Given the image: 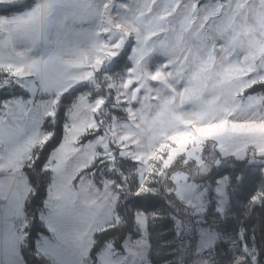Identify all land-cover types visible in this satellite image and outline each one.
Returning <instances> with one entry per match:
<instances>
[{
  "label": "rangeland",
  "instance_id": "1",
  "mask_svg": "<svg viewBox=\"0 0 264 264\" xmlns=\"http://www.w3.org/2000/svg\"><path fill=\"white\" fill-rule=\"evenodd\" d=\"M11 2L21 3L24 8H30L34 3H40L41 0H4L0 8H7ZM48 2L54 6L51 12V23L40 37L31 55L40 56V49L43 48L47 53L61 52L64 54L65 62H71L74 59L73 51L80 54L85 52L95 54L97 51L95 46L106 39L104 36L97 35L100 29V19L92 6L99 0H48ZM139 2L141 10L146 14L163 17L158 23L161 28L168 29V31H159L158 35L161 39L167 36L173 47L178 49L175 53L170 52L166 56L159 50L156 38H150L149 44L157 43V48L142 62L145 75H154L159 71L166 77L164 83L174 87L177 93H181L188 86L189 77L196 70L189 60L193 63H208L216 78H223V74L227 73V86L233 87L236 101L247 102V94L243 92L245 85L264 78V7L261 6V0H139ZM148 9L152 10L151 13H147ZM13 10L18 12L23 9ZM0 15L8 16L9 13L0 12ZM205 16L208 17L207 20L204 19ZM213 21L221 22L217 25V31H227L229 35L236 36L240 46L221 49L218 45L224 44V40L217 39L216 32L210 30ZM214 43L217 46L213 51ZM30 46L29 44L19 45L21 49ZM130 55L131 46L126 41L120 55L106 62L97 73L100 77L96 82L100 85V90L97 91L90 82H81L80 85H85L86 88L78 93L67 106L63 124V142L59 149L52 152L49 167L53 171L48 186V195L38 212L40 220L51 231L47 234H39L36 239L37 252L47 257L52 264H92L88 251L93 242V233L103 230V227L110 226L111 223L120 221L116 211L117 204L123 191L129 193L131 181L132 184L135 181L138 187L143 183L150 190L153 189V184L160 182L188 208V215L185 219L189 220V223L176 220L179 231H187L192 236V255L188 264H221L224 262L227 255L223 252L217 254L216 250L217 244L222 240L230 244L229 250L235 259L231 264H245L244 257H248L247 264H253L251 258L256 255L254 247L247 245V251L241 247L243 229L237 237L233 231L229 233L223 231L231 214L230 209L233 202H238L237 194L241 184L235 183L231 186L229 183L223 193H217L216 188L220 185H217L216 181L221 176L229 174L217 177L213 175L224 166H233L231 159L225 160L219 166H213L206 174L197 167L195 160L185 164L184 160L180 159L173 168L165 169V175L161 176L157 174L161 169V162L156 160L144 162L147 153L154 151V148L148 147L142 140L140 144H132V140L138 139L136 136H131V139H121L135 131V128L130 126L132 123L130 116L123 111L129 105L119 103L112 105L111 101L113 97H119L121 101L125 96L131 99L133 89L131 87L125 89L121 86L122 77H126L127 68L132 66ZM185 56H188L189 60H185ZM166 61L171 62L167 68L164 67ZM74 71L85 72L93 71V69L85 66ZM105 72L112 77V82L116 85L115 90L106 87L107 82L101 76ZM3 79L4 73L0 72V80ZM164 83L153 81L147 86L153 89H163ZM64 86H66L64 83L54 84L56 92L61 91ZM88 92L92 93L90 100L101 95L110 94L113 97H109V102L98 114L88 110L83 118L74 117V104L81 95ZM137 95L143 96L142 93H137ZM55 96L56 94L37 96L36 106H41L43 102L48 112L56 111ZM62 98L63 96L58 109ZM131 108L137 110L138 106L131 105ZM191 108L192 105L189 104L185 105L182 110L187 111ZM56 120L57 115L54 121L51 118L48 121L41 120L39 126L38 119H35L34 127H28L33 124L32 119L27 122L20 120L18 126L23 131L15 147L21 151L29 148L39 135H41L39 143L42 145L43 140L46 139L42 135L46 131L43 125L56 122ZM93 120L101 128V134L96 132L95 127L88 126ZM81 125L84 128L83 132L78 133L73 130L74 126ZM89 133H93V137L81 142L82 137ZM74 135L77 136L75 141L72 139ZM179 142L183 143V138ZM4 150L5 146L0 144V152ZM136 155H143L144 159L137 162L132 159ZM218 157L219 153L209 142L204 149V159L211 163ZM113 160L115 162L110 163ZM94 165L93 170H87ZM153 165L156 171L150 174L149 169ZM120 166L126 168V173L124 171L125 174L122 173V181L115 175L116 167ZM109 168L113 171H109ZM251 168L256 171L259 167L252 165ZM96 171L99 172L98 176H101L100 182L95 179ZM185 174L188 175L187 183L183 179ZM25 176L18 181L11 211L0 208V211L3 209L2 219L4 216L0 226V240L6 234L14 235L16 240L17 236H20L22 245L26 242L27 229L25 226L30 224L26 212L21 214L25 211L21 199L27 191L23 201L27 200L33 188L28 176V181L25 182ZM113 181L115 184L112 183ZM189 186V191L185 192L184 189ZM137 212L145 213L142 210ZM16 216L19 218L14 220ZM148 219L147 214L146 229H142L137 224L140 235L137 237L128 235L122 248H117L114 241L109 240L104 243L98 253L106 250L109 245L123 251L126 244L139 242L136 264H152L149 257ZM20 224L24 226V229H20ZM60 236L64 237L63 241L60 240ZM45 239L53 244L58 243L60 253L53 255L47 251L44 247ZM195 245L201 249L198 254H193ZM1 261L3 264V253Z\"/></svg>",
  "mask_w": 264,
  "mask_h": 264
},
{
  "label": "snow or ice",
  "instance_id": "2",
  "mask_svg": "<svg viewBox=\"0 0 264 264\" xmlns=\"http://www.w3.org/2000/svg\"><path fill=\"white\" fill-rule=\"evenodd\" d=\"M3 3L4 0H0V4ZM261 6L264 7V0H261ZM53 7L48 0H41L30 8H24L23 4L15 2L9 3L7 8H0V12L9 13L8 16L0 15V34H2L0 72L4 73V79L0 80V144L5 146L4 152H0V208L11 211L18 181L24 178L25 174L29 177L34 168L43 173L53 171L49 167L52 152L59 149L63 142V137L57 140L55 130H48L42 134L46 137L42 145L37 141L30 149L21 151L15 147L23 131L19 128L18 122L22 119L26 122L32 119L33 124L28 127H34L37 118L44 121L51 118L54 121L61 97L81 82H90L99 91L100 85L96 81L100 76L97 73L106 62L120 55L126 41L131 46L132 66L127 68L126 77H122L121 86L125 89L129 87L133 89L131 99L125 96L121 101L119 97L109 94L90 100L92 93L88 92L81 95L74 104V117L83 118L88 110L98 114L111 96L112 105L117 103L129 105L123 111L130 116L132 121L130 126L135 128L129 136L121 139H131V136H136L138 139L132 140V144H140L142 140L148 147L155 149L147 153L146 159L143 155H136L132 159L137 162L144 159L145 163L150 160L161 162L158 175H165L164 170L173 168L180 159H183L185 164L195 160L197 167L205 174L213 166H219L225 160L231 159L233 167L238 169L234 177L238 184L242 185L245 182L250 165H259V172L264 176V91L255 90L256 86L264 89V78L245 85L243 92L247 94V102L242 103L236 101L233 87L227 86V73L223 74V78H216L208 63H193L188 56L184 59L189 60L196 70L189 77L188 86L181 93H177L174 87L164 83L166 77L161 72L145 75L142 62L157 48V43L149 44L150 38H156L159 50L166 56L170 52L175 53L178 49L173 47L167 36L161 39L158 35L159 31H168L161 28L158 23L163 17L146 14L141 10L139 0H127V2L99 0L92 6L100 19L97 35L106 37L103 43L95 46L97 49L95 54L89 52L80 54L73 51L74 59L71 62H65L64 54L58 51H51L46 56L33 57L31 53L50 26ZM17 8L23 10L14 12L13 9ZM151 11L148 9L147 13ZM204 19L207 20L208 17L205 16ZM219 23L221 22L213 21L210 26V30L216 32V38L224 40V44L218 46L221 49L240 46L236 36L229 35L227 31H217ZM21 44L31 46L21 49L19 47ZM204 44L206 46V40ZM216 46L214 43L213 51ZM170 63L166 61L164 67H169ZM85 66L93 71H74ZM101 76L107 82L106 87L115 90L116 85L112 82V77L107 72ZM29 77L33 79L29 80ZM153 81L164 83L163 89L149 88L147 85ZM61 83L66 86L55 96L56 111L48 112L43 102L41 106H36L38 91L42 94L56 93V88L52 85ZM137 93H142L143 96L140 97ZM189 104L192 108L183 111L184 106ZM131 105H137V110H133ZM88 126L95 127L98 134L102 133L95 120ZM73 130L79 133L83 132L84 128L82 125L74 126ZM181 138L183 143L179 142ZM72 139L75 141L77 136L74 135ZM209 142L219 153V157L211 163L204 159V149ZM49 146H51L49 155L44 157V149ZM36 149H39V154H36ZM117 150L119 151V148ZM121 155L123 157L122 152ZM33 156L34 158H31ZM114 162L113 160L110 163ZM109 171L113 169L109 168ZM155 171L153 165L149 172L151 174ZM31 179L34 180V176ZM183 179L187 183L188 175L185 174ZM232 182V174L221 176L216 181V184L220 185L216 188V192L223 193L227 185ZM112 183L115 184V181ZM189 189L190 186L184 191L187 192ZM149 191V187L141 183L134 194L137 198L135 202L141 203L140 197ZM34 195H39V191ZM261 197H264V192L252 195L251 201L260 202ZM146 215L140 212L134 214L136 223L142 229H146ZM117 216L119 217L118 212ZM117 223H111L103 229L107 231L108 227H114ZM242 233L243 230L241 235ZM30 236L29 232L25 239ZM59 238L61 241L64 239L63 236ZM138 244L139 242L126 244L123 251L109 245L103 252L94 254L96 233H93L88 256L92 264H136ZM0 246L4 255L3 264H29L18 249L14 235L6 234L0 240ZM44 247L53 255L61 251L58 243L53 244L46 239ZM241 247L247 251V240L243 239V235ZM200 251L199 246L195 245L193 254H198ZM251 259L253 264H264V251H259ZM243 260L247 264L248 257H244Z\"/></svg>",
  "mask_w": 264,
  "mask_h": 264
},
{
  "label": "trees",
  "instance_id": "3",
  "mask_svg": "<svg viewBox=\"0 0 264 264\" xmlns=\"http://www.w3.org/2000/svg\"><path fill=\"white\" fill-rule=\"evenodd\" d=\"M86 88L85 85H78L73 90L65 93L61 105L58 109L56 122H48L43 125L46 131L55 130L57 140L63 137L64 121L67 106L72 102L78 93ZM257 92L264 91L259 86H256ZM93 133L86 134L82 137L81 142L91 139ZM51 150V146L44 149L43 156L47 157ZM36 154H39V149H36ZM31 158H34L31 157ZM232 161V160H231ZM124 166V165H123ZM252 165L247 169V177L245 182L240 185V190L237 194L238 202H233L230 209V216L226 221L223 231L229 233L234 232L235 236L243 229V239L247 240V245L254 247L256 254L259 251H264V197H261L260 202L253 203L251 196L257 193L264 192V176H261L259 168L253 171ZM260 167L259 165H256ZM91 166L87 170H93ZM115 175L122 181L123 174L126 168L116 167ZM123 171L125 173H123ZM237 168L233 166H224L213 177L222 174H232L233 182L231 186L237 183L234 179ZM98 171L95 172V179L100 182L101 176H98ZM123 173V174H122ZM34 176V180L31 178ZM29 180L32 184V191L25 202L24 209L29 218V226L26 227L27 233L31 236L26 239L22 245V253L24 259L29 264H52L51 261L41 255L36 250V239L40 233H49L48 228L38 216L39 209L43 206L44 200L48 195V186L51 181V173H43L39 169L34 168L29 174ZM129 193L122 192L120 201L117 204L116 211L119 213L120 221L114 227H108L96 233V247L93 253H98L105 242L113 240L117 248H122L125 238L130 235L137 237L140 235V230L135 220V212L144 211L149 215L148 232L150 240L149 257L152 264H188L192 255L191 245L193 243L192 236L189 232L178 229L176 220L188 222L186 220L187 207L183 202L171 191H169L163 183L153 184V189L147 194H142L140 197L141 203L137 204L135 200V192L138 185L130 183ZM155 188V189H154ZM39 191V195H34ZM154 192V193H153ZM179 234V235H178ZM226 235V234H225ZM237 239V238H236ZM235 239V240H236ZM190 245V246H189ZM229 243L222 240L216 246L217 254L223 252L227 255V259L221 264H231L235 260L229 250ZM39 257V259H37ZM183 259V262H181ZM92 263V262H91Z\"/></svg>",
  "mask_w": 264,
  "mask_h": 264
},
{
  "label": "crops",
  "instance_id": "4",
  "mask_svg": "<svg viewBox=\"0 0 264 264\" xmlns=\"http://www.w3.org/2000/svg\"><path fill=\"white\" fill-rule=\"evenodd\" d=\"M39 54H40V56L41 55H45L46 56V54H47V52H46V49L44 50L43 48H41L40 49V52H39ZM68 62V61H67ZM31 79H33L32 77H30L29 78V80H31ZM53 87H54V84L52 85ZM58 92H56V93H51V94H42V93H40L39 91L37 92V96H43V95H46V96H48V95H52V94H57ZM36 96V97H37ZM38 119V118H37ZM38 122H39V126L41 125V120L40 119H38ZM40 139H41V135H39V136H37L34 140H33V142L31 143V145H30V147L28 148V149H30L32 146H34V144H35V142H39L40 141ZM26 177V180H25V182L26 181H28V178H27V176H25ZM28 186V185H27ZM25 195H27V191H26V193L24 194V196H23V198L25 197ZM23 198L21 199L22 201H21V203H22V205L24 206L25 205V201H23ZM2 213H3V209L0 211V226H1V223H2V221H3V219H4V216H3V219H2ZM21 214H25V211L24 212H22ZM17 218H19L18 216H16V217H14L13 219L14 220H16ZM2 219V220H1ZM0 233H1V228H0ZM18 237V239H17V244H18V249L22 252V250H21V248H22V242H21V240H22V238L20 237V236H17ZM3 253V251H2V247H0V264H2V261H1V254Z\"/></svg>",
  "mask_w": 264,
  "mask_h": 264
},
{
  "label": "built area",
  "instance_id": "5",
  "mask_svg": "<svg viewBox=\"0 0 264 264\" xmlns=\"http://www.w3.org/2000/svg\"><path fill=\"white\" fill-rule=\"evenodd\" d=\"M19 227H20L21 230L24 229V226L22 224H20Z\"/></svg>",
  "mask_w": 264,
  "mask_h": 264
}]
</instances>
